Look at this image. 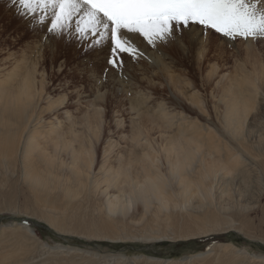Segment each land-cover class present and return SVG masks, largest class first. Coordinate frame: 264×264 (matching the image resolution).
Segmentation results:
<instances>
[{
  "label": "rangeland",
  "instance_id": "rangeland-1",
  "mask_svg": "<svg viewBox=\"0 0 264 264\" xmlns=\"http://www.w3.org/2000/svg\"><path fill=\"white\" fill-rule=\"evenodd\" d=\"M45 35L46 25L33 27L28 18L17 13L10 0H0V82L8 84L6 91L18 87L16 83L21 80L11 77L8 81L6 75L11 67L18 64L15 69L18 74L22 70H35V84L31 90L36 91L32 99L21 97L22 102L26 100V108L30 104L24 116L28 120L24 122L20 119L14 123L17 148L15 161L11 159V162L0 167V257L3 254H6V258L16 256L20 248L17 243L26 245L27 257L33 256L35 261L40 262L44 258L41 264H50L45 262L47 258L53 257L48 252H61L65 248H71L70 251L75 255L82 254L89 261L93 260L90 264H134L132 258L144 256L153 257L160 264H178L195 259L200 264L205 262V256L212 248L221 252L225 246L220 244L229 242L237 250L243 249L249 255H264V170L259 168L252 156L247 159L243 171L244 180L247 181L240 178L235 180L233 176L234 180L230 184L231 191H240L242 197L233 191V197L229 193L222 198L224 207L233 206L232 203L238 207L246 206L245 211L241 210L240 218L244 220L243 226L240 225L241 230L234 227L232 230L230 227L228 230H216L206 236L187 239H175L172 236L146 238V235L165 232L163 227L155 230L157 219L164 218L161 210L165 209H160L155 200L147 203L129 202L127 191L122 195L129 202L126 216L111 217L108 215L110 211L107 212L108 197L113 193L120 195L121 191L117 189L124 185L120 170L127 173L134 161L131 160L142 157L132 148L135 137L132 120L151 117L147 127L151 129L149 139H155L158 147L164 144L165 140L161 136L168 131L162 122V110L169 112L170 116L175 115V118L184 115L189 121L204 122V117L193 106L192 99H195L201 102L214 126L218 127L220 112L217 114L216 111L221 108L219 99L224 86H228L229 81L241 73L250 75L259 64L264 65V39L228 41L211 30L205 35L199 25H192L183 33L178 32L175 42L161 44L155 50L141 39L134 38V42L150 59L133 62L123 55V73L127 79H122L119 72L106 63L109 54L107 46L89 50L84 42L77 43L70 38L55 36H48L45 40ZM257 58L260 60L255 61ZM105 69L108 70L107 79ZM220 77L223 79L219 80ZM260 85L263 92V82ZM214 105L219 107L215 109ZM254 110L246 119L245 127L253 128L247 134L248 146H259L262 149L260 156L264 158V94L258 95ZM86 115L90 119L89 132L83 129ZM212 123L205 118L206 126H212ZM190 128L188 132L192 133L194 125ZM55 129L63 134L51 138V144L45 143L50 135H54ZM71 131L82 139L81 146L92 160L91 168L89 162L75 171L76 168L68 163L66 155L56 152L73 137L70 136ZM27 137H30L33 145L42 140L43 149L30 146L26 143ZM208 137L212 143L219 142L214 131ZM73 145L78 147V141L74 140ZM22 148H26L24 155ZM30 152H38L40 158L27 159L31 158L28 156ZM53 153H57L55 159L58 160L61 159L59 157H66L61 159L65 163L63 166L49 163L48 156ZM118 158L123 159V162L120 168L110 173L113 181L107 186L103 182L104 175L96 174L109 162L117 166L115 159ZM193 158V162L199 165L198 157L194 155ZM135 161L140 163L139 160ZM164 161L162 159L157 164L163 170L167 168ZM85 169H90V173L80 174ZM40 176L48 179L69 178L68 183L74 193L64 196L56 191L51 196L58 195L53 198V203L42 198L36 202V194L28 183H33L35 177ZM40 187L43 185L38 189ZM46 190L52 189L46 186ZM235 195L241 198L237 199ZM76 202L79 204L74 205ZM41 203L57 209L53 211V218L45 216L44 212L39 213L36 207ZM191 206L200 207L196 199L192 200ZM176 210L179 212L180 208ZM90 215H93L92 219L88 218ZM53 219L60 221L54 223ZM82 219L87 220V223L94 221L101 230L97 232L94 226L87 225ZM112 220L121 228L125 226L124 230H112ZM146 225L152 227L153 232L147 230ZM244 225L245 228L247 226L245 230ZM7 227L10 231L5 233ZM111 235H117V239L111 238ZM8 243L12 246L6 248ZM197 254L200 255L197 257ZM78 256L72 255L75 264H82ZM65 258L68 261L61 260L57 264H72L68 255ZM6 263L5 259L0 258V264ZM139 263L145 262L140 260Z\"/></svg>",
  "mask_w": 264,
  "mask_h": 264
},
{
  "label": "bare ground",
  "instance_id": "bare-ground-1",
  "mask_svg": "<svg viewBox=\"0 0 264 264\" xmlns=\"http://www.w3.org/2000/svg\"><path fill=\"white\" fill-rule=\"evenodd\" d=\"M259 60L258 58L255 59V61ZM17 66L18 64L11 67L6 75L8 81L11 77L19 78V80H21L20 83H16L18 87H13L6 91L8 84H6V86L4 82H0V167L7 162H11V159H13V162L15 161L14 158L17 148L16 136L13 133L16 130L14 123L20 119H23L24 122L28 120V118L24 116L28 113L27 109H30V104L26 108V100L22 102L21 97L26 98L27 96L32 99L36 92L31 90L35 84V70L33 69L31 72L22 70V72L19 71L20 74H18L15 72ZM263 66L264 65L259 64L258 68L254 69L250 75L241 73L236 79L229 81L228 86H224V90H222L219 99L221 108H218V105H214L215 109H220L216 111V113L220 112V114L217 113L219 114L220 121V124L217 122L219 125L218 127L214 126L209 116L210 114L205 111L201 102L195 99H192V103L197 109L196 112L204 117V122L205 118L211 120L212 126H206L204 122L196 120L189 121L184 115H179L175 118V115L170 116L169 112L162 110V122L168 128V131L165 132V135L161 136V138L165 140L164 144L158 147L155 139H149L151 129H147V127L151 117L148 116L146 118L132 120L133 133L135 134L132 148L135 149V152L142 155V157L141 159L133 158L131 160L134 161L131 163L130 171L128 169L127 173L120 170L119 174L122 177L124 185L119 187L121 189H117L121 191L120 195L113 193L108 197L107 203L109 209L107 212L110 211L108 215L111 217L118 216L123 218L126 216V209L129 202L134 200L147 203L149 200H155L160 209H165L161 210L163 211L164 218L157 219V227L155 230L163 227L165 232L161 234L155 232L157 235H146V238L159 239L161 237L168 238V236H172L175 239H187L195 236H206V234L216 230H228L230 227L232 230V227L241 230L240 225L243 226L244 220L240 218V215H242V211H245L246 206H242L243 209H240V205V207H238L235 206L234 203H230L233 206H228L227 204L228 207H224V203L222 205V198L229 193L230 195L232 194L231 196L233 197V191L237 192L234 189L231 191L230 184L234 180L233 176H235V180H239V178L244 180V178H246L245 176L243 177V174L249 157L252 156L253 159H256L259 168L264 170V158L260 156L262 149H259V146H248L247 134L253 128L247 129L245 127L248 114L256 109L258 95L264 94L260 85L261 82H263L264 85ZM222 79L223 77L219 78V80ZM4 91H6L7 94H5ZM137 109L140 110L141 106ZM9 120H12V122ZM89 120V116L86 115L83 129L87 132L90 131ZM2 121L3 123H1ZM209 123L210 122H208V124ZM192 124L194 125V130L192 133H189L188 131L191 129L190 127ZM73 131L77 133V130L74 129ZM73 131L70 132V136L73 135ZM213 131L217 137H219V142L217 144L210 142V138L208 137ZM53 134L54 135H50V138L46 139L44 142L51 144V138H56V136L63 134V132H58V129H55ZM76 136L77 134L73 135L69 142H67L66 145H61L56 152H58V155L64 153L69 160L68 163H71L73 167L76 168L75 171L83 165H87L89 162V168H91L92 160L89 158L88 152L81 146L83 143L82 139ZM9 138L10 140H8ZM74 140L78 141V147L73 145ZM26 143L34 148H41V150L44 147L41 146V143H43L42 140H39V143L33 145L30 141V137H27ZM49 148L52 147L49 146ZM25 152L26 148H22V155H24ZM158 153L159 156H157ZM56 154L57 153H53L48 156L49 163L63 166L65 163L61 159H65L66 157H59L61 159L58 160L55 159ZM194 155L198 157L199 165L193 162ZM28 156L31 158H26L31 160H34V157L40 158L38 152H30ZM6 157H8V159H6ZM209 157L210 159L208 161L207 158ZM214 157H216V159H214ZM162 159L167 163V168H165V170H163L161 166H157ZM135 160H139L140 163ZM115 161L117 162V166L109 162L108 165L104 164L96 174L98 175V173H101L104 175L103 182L107 186L109 182L113 181V178L110 177V173L121 167L120 164H122L123 159L118 158L115 159ZM78 162L79 164L76 166ZM27 166H29V161H27ZM133 166L137 167L133 168ZM84 172L90 173V169L88 171L85 169L80 174ZM68 181L69 178L60 179L57 177L55 179H48L40 176L35 177L34 182L28 184H31V191L36 194V202L39 201L37 199L42 198L48 203H53L55 200L53 198H57L58 195L57 197L51 196L54 195L56 191L62 193L64 196H69L74 193ZM139 182L142 183L139 184ZM245 183L248 184L247 182ZM42 185L43 187L38 189V187ZM46 186H50L52 190H46ZM125 191H127L129 202L125 201L124 197H122ZM239 192H237V195ZM240 195L242 197V194ZM232 197L229 199L230 201ZM235 197L237 198L236 195ZM241 197L238 198L240 199ZM194 199L197 200V205L200 207L191 206L192 200ZM78 204L79 203L76 202L74 205ZM177 207L180 208L179 212L176 210ZM36 209L39 213L44 212L45 216L49 218H53V211L57 210L52 206L42 203L38 208L36 207ZM92 217L93 215H90L88 218L92 219ZM58 221H60V219H53L54 223ZM82 221L87 225L94 226L97 232L101 230V227L94 221H88V223L85 219H82ZM237 221L242 223L240 224ZM115 223L116 222L112 220V224L115 225L110 226L112 230H124L125 226L121 228L119 224L117 225V223ZM25 228L32 231L28 226H25ZM213 228H215V230ZM246 228L244 225L243 229L245 230ZM149 229L153 232V228L147 226V230ZM9 231V227L4 230L5 233ZM116 236L117 235H111L110 237L117 239ZM16 245L20 247L17 249L18 254L16 256L13 258H6V254H3L0 257L6 260V264H23L25 262L28 263V261H30L28 264H41L44 262V258L42 262H40L35 261L36 258L33 256H30V258L27 257L28 250H26V245L22 243H17ZM220 245L225 246V249L219 252L212 248L205 256V262H200V264H264V255L261 253V255H249V253L243 249L237 250V247L235 248L231 242L222 243ZM11 246L12 245L8 243L6 248ZM65 249L66 250L61 252H48L52 253L53 257L47 258L45 262L57 264V262L61 260H67V258H65L66 255L69 256L72 264L76 263L72 255H79L77 258L81 260L82 264H90L93 262V260L90 259L89 261L86 259L87 257H83L82 254H73L70 251L72 250L71 248ZM198 255L200 254H197V257ZM132 260L134 264H140V260L145 262L144 264H160V262L153 259V257L148 258L144 256L143 258H132ZM183 262L178 264H198L197 259L193 261L185 260Z\"/></svg>",
  "mask_w": 264,
  "mask_h": 264
},
{
  "label": "snow or ice",
  "instance_id": "snow-or-ice-1",
  "mask_svg": "<svg viewBox=\"0 0 264 264\" xmlns=\"http://www.w3.org/2000/svg\"><path fill=\"white\" fill-rule=\"evenodd\" d=\"M21 17L46 35L84 42L87 49L107 46V65L124 76L123 55L133 62L150 59L134 42L153 50L175 42L176 34L199 25L228 41L264 39V0H10ZM105 69V79H107Z\"/></svg>",
  "mask_w": 264,
  "mask_h": 264
}]
</instances>
